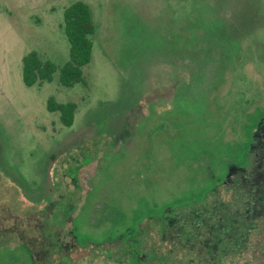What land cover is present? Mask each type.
Here are the masks:
<instances>
[{"label": "rangeland", "instance_id": "374dc122", "mask_svg": "<svg viewBox=\"0 0 264 264\" xmlns=\"http://www.w3.org/2000/svg\"><path fill=\"white\" fill-rule=\"evenodd\" d=\"M72 1L0 0V264H264V164L250 155L264 125V0H83L92 55L85 82L63 85ZM30 50L57 65L50 81L24 83ZM50 96L76 103L70 125ZM245 171L259 196L247 261L157 232L171 205L228 196ZM51 197L44 219L68 218L61 234L77 244L56 260L33 256L42 231L23 207Z\"/></svg>", "mask_w": 264, "mask_h": 264}, {"label": "trees", "instance_id": "16d2710c", "mask_svg": "<svg viewBox=\"0 0 264 264\" xmlns=\"http://www.w3.org/2000/svg\"><path fill=\"white\" fill-rule=\"evenodd\" d=\"M63 24L69 42V57L59 67V81L63 85H71L76 81L85 82L82 66L91 59L93 47L91 34L94 30L88 3L83 0H74L65 6ZM56 69L57 65L52 60L40 57L35 50L28 51L22 57V79L27 85L50 81ZM47 108L51 111L58 110L61 122L70 125L73 121L76 103L73 101L57 102L53 96H50L47 99ZM263 128L264 125H261L256 130L251 143L250 155L264 164ZM235 174L234 178L228 182L229 187L224 188L225 193H229L228 196L227 194L223 196L219 189L220 196L217 199L215 193L211 195V191L206 190L207 193L198 200L174 203L171 208H167L169 215L166 216L164 224L157 227L159 229L157 232L161 231L166 237L176 238L177 243L186 248L197 245L208 247L211 261L215 259L237 263L247 261L244 256L248 244L246 236L250 234V226L255 221L254 208L259 196L256 193L255 177L250 174V171H245V174ZM26 204L23 205L24 215L30 218L29 224L41 229L42 234L39 237L43 238L42 241L36 243L25 235V238L30 240L29 244L33 242L35 246H38L39 254L32 252L33 256L36 255L39 259L48 256L56 260L59 253L55 255V252H58L57 249L63 242L71 244L69 250L77 247L75 240L61 234L63 228L60 224L63 221L64 225L68 218L59 219L58 217L51 222L44 219L55 212V198L53 200L51 197L45 204L34 203L30 206L27 201ZM45 231H50L53 235L43 233ZM215 248L216 251H214ZM68 253L64 251L60 258L67 256Z\"/></svg>", "mask_w": 264, "mask_h": 264}]
</instances>
